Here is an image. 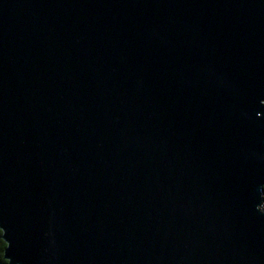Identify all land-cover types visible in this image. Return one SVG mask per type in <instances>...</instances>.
<instances>
[{"label": "water", "instance_id": "95a60500", "mask_svg": "<svg viewBox=\"0 0 264 264\" xmlns=\"http://www.w3.org/2000/svg\"><path fill=\"white\" fill-rule=\"evenodd\" d=\"M0 264H264V0H0Z\"/></svg>", "mask_w": 264, "mask_h": 264}, {"label": "trees", "instance_id": "16d2710c", "mask_svg": "<svg viewBox=\"0 0 264 264\" xmlns=\"http://www.w3.org/2000/svg\"><path fill=\"white\" fill-rule=\"evenodd\" d=\"M0 236H1V231H0ZM5 246L6 244L0 238V262H4L3 261V251H4Z\"/></svg>", "mask_w": 264, "mask_h": 264}]
</instances>
